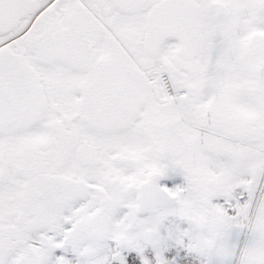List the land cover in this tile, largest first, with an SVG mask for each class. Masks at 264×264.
Here are the masks:
<instances>
[{"label":"snow or ice","instance_id":"6c2138e0","mask_svg":"<svg viewBox=\"0 0 264 264\" xmlns=\"http://www.w3.org/2000/svg\"><path fill=\"white\" fill-rule=\"evenodd\" d=\"M0 264H264V0H0Z\"/></svg>","mask_w":264,"mask_h":264}]
</instances>
